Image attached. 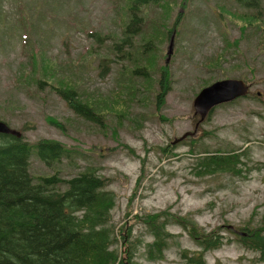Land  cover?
Listing matches in <instances>:
<instances>
[{
	"label": "rangeland",
	"instance_id": "1",
	"mask_svg": "<svg viewBox=\"0 0 264 264\" xmlns=\"http://www.w3.org/2000/svg\"><path fill=\"white\" fill-rule=\"evenodd\" d=\"M163 1L170 13L160 17L158 3L143 8L142 31L116 52L115 44L123 40L120 17L128 14L130 0H0V120L31 144L53 140L89 153L88 163L108 177L107 190L117 199L111 221L119 260L126 258L123 238L130 236L127 240L136 248L133 264H184L177 248H170L161 262L151 263L144 254L150 238L139 218L165 211L176 217L193 213L200 232L223 236V245L205 255V264H264L229 232L231 226L246 235L240 229H256L264 214V49L257 28L264 22V0L260 14L235 0ZM178 17L173 54L165 68L170 90L158 106L150 86L155 88L160 73H151L153 80L145 83L135 68L145 64L126 58L124 52L146 55L152 49L158 66L165 65L169 38L159 37ZM77 18L84 19L94 35L100 34L101 41L88 38ZM122 54L126 59L119 60ZM104 64L109 69L100 76ZM21 75L26 82L19 85L14 78ZM66 75L84 97L129 107L102 106L110 113L103 133L76 117L48 87L28 85L40 78L61 82ZM223 79L250 84L249 97L216 108L199 123L195 136L173 144L192 134L199 122L192 106L196 94ZM46 117L57 118L65 133L49 125ZM247 138L249 152L240 157V175L198 173L204 147H245ZM64 162L56 165L62 178L72 173L65 166L67 159ZM255 164L258 170L252 169ZM29 172L35 179L54 174L36 158ZM167 229L182 249L197 253L196 243L180 226Z\"/></svg>",
	"mask_w": 264,
	"mask_h": 264
},
{
	"label": "trees",
	"instance_id": "2",
	"mask_svg": "<svg viewBox=\"0 0 264 264\" xmlns=\"http://www.w3.org/2000/svg\"><path fill=\"white\" fill-rule=\"evenodd\" d=\"M162 1L130 0L128 14L120 17V20L124 21L121 30L123 40L115 44L116 52H122V45L132 35H138L142 31L146 23L143 8L158 3V6L163 9L160 17L170 13L171 7ZM235 2L246 10H255L258 14L261 12V0H235ZM179 17L172 28L161 34L159 39L170 37L177 26ZM77 19L79 29L83 30L88 38L96 36L97 41H101L100 34L94 35L89 24L82 21L84 19ZM155 22L158 24V21ZM261 23L262 26L257 28L261 27L260 30L258 29L259 43L264 49V22ZM157 29L163 28L157 27ZM242 30L244 31V28ZM148 47L146 46L147 50ZM148 51L149 54L146 55L132 51L124 53L126 58L145 64V66L135 67L141 71L139 75L145 83L153 80L151 73H160L157 77L158 81L154 83L155 88L150 86L159 106L164 104L165 97L169 93L170 78L167 77L165 69L167 65L158 66L156 51L153 52L152 49ZM125 55L117 57L123 60L126 59ZM137 55H141L140 59ZM109 62L113 63L111 58ZM108 69V64L102 65L100 76H103V72L105 75ZM45 70L49 71V69ZM68 76L66 75L61 82L50 84L40 78L28 85L38 86L40 90L48 87L76 117L103 130V133L108 129L105 116L110 113L101 110L102 106L107 103L106 108L109 104H113L115 109L129 107L115 101L106 102L103 97L97 100L84 97L82 94L85 95V93L79 91V85ZM14 80L19 85L25 84L26 76L21 75ZM125 86H127L126 83ZM135 88L136 86L133 85V89ZM115 113L120 112L115 111ZM46 121L65 133V128L57 118L46 117ZM18 132L19 138L0 134V264H133V250L136 248L133 242L127 240L130 236H127L126 240L125 237L123 238L128 245L125 260H119L117 251L113 248L118 242V237L111 221V211L116 206L117 199L115 194L111 193L112 191L107 190L111 183L108 177L102 176L99 169L88 163L89 153L84 154L76 148L65 147L62 143L53 140L43 139L31 144L25 140L20 131ZM114 132L115 130L113 135ZM248 143L250 140L247 138L245 147H237L239 148L237 149L234 146L229 150H211L204 147L203 157L198 158L200 171L198 173L240 175L239 166L242 165L240 157L247 156ZM190 152L192 155L195 154V150L191 149ZM34 158L47 169L53 170L54 174L33 178L29 171L31 160ZM66 159L65 166L72 170V173L62 178V171L60 172L56 165L65 163ZM246 159L249 161L248 158ZM78 161L82 164L78 165ZM252 169L258 170V164H255ZM119 175L123 177V174L119 173ZM192 214L176 217L161 211L140 216L139 220L146 227L150 238V243L145 244L144 253L149 262H161L170 248H177L179 255L185 260L184 264H205V255L218 250L223 245L221 234L215 235L212 231L203 230L200 232ZM261 218L260 225L256 229H240L246 233L244 236L237 234L236 230L229 232L238 243L257 253L256 260L264 262V214ZM173 225L180 226L196 243L197 253H189L181 248L178 237L167 229ZM226 232L228 233V230Z\"/></svg>",
	"mask_w": 264,
	"mask_h": 264
},
{
	"label": "water",
	"instance_id": "3",
	"mask_svg": "<svg viewBox=\"0 0 264 264\" xmlns=\"http://www.w3.org/2000/svg\"><path fill=\"white\" fill-rule=\"evenodd\" d=\"M169 43L168 55L172 53L173 36ZM248 89L249 87L243 81L235 79L217 81L208 87L203 88L193 100L194 114L199 116V122L196 124L194 132H196L199 123L203 122L215 107L245 97L248 94ZM0 134L11 135L17 138L20 137L19 132L11 130L2 122H0ZM186 136L188 135L174 141L173 144L182 141ZM241 235L244 234L241 233Z\"/></svg>",
	"mask_w": 264,
	"mask_h": 264
}]
</instances>
